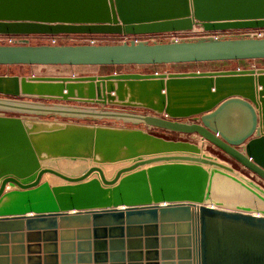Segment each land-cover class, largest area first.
Returning a JSON list of instances; mask_svg holds the SVG:
<instances>
[{
	"label": "water",
	"instance_id": "water-1",
	"mask_svg": "<svg viewBox=\"0 0 264 264\" xmlns=\"http://www.w3.org/2000/svg\"><path fill=\"white\" fill-rule=\"evenodd\" d=\"M196 28L264 30V0H0V36H146ZM246 60H264V37L0 45L2 66ZM0 94L145 107L166 117L0 100V110L22 114L135 119L197 134L264 182V69L0 76ZM189 118L194 122L180 121ZM0 264H264V185L204 145L142 129L0 116Z\"/></svg>",
	"mask_w": 264,
	"mask_h": 264
},
{
	"label": "rangeland",
	"instance_id": "rangeland-1",
	"mask_svg": "<svg viewBox=\"0 0 264 264\" xmlns=\"http://www.w3.org/2000/svg\"><path fill=\"white\" fill-rule=\"evenodd\" d=\"M243 32L229 31L221 33L219 36L226 38L238 37L243 35ZM208 34L203 33L200 28H196L194 32L188 34H176L169 36H157V35H146L138 38L142 42L152 43H169L171 37H179L185 40H195L204 38ZM14 45H88V41L95 40L98 45H116L122 44L125 41L123 36L119 35H59V36H21L13 37ZM10 44L6 37H0V45ZM259 60H246L240 61H225V62H208V63H188V64H168V65H145V66H2L0 65V76L3 77H19V78H31V77H54V78H71V77H100V76H111V75H122V74H178V73H192V72H218V71H234L238 69H263L262 62L258 63ZM257 63V64H255ZM262 63V64H261ZM0 100H13L23 103L32 104H43L47 106H67L71 108H79L82 110L93 109L98 112L105 113H117L129 116H159L166 117L165 115L158 114L155 111L145 107H125L106 105L102 106L97 103H85L77 101H59L53 99H44L38 97H13L0 94ZM0 116L4 117H16L31 120H44V121H55V122H66V123H77V124H88L97 126H113L118 128H129V129H142L154 135L164 137L168 140L185 141L194 144L204 145V149L211 153L213 156L219 158L231 164L236 170L242 172L248 177H251L255 181L264 185V182L253 175L249 170L242 167L240 164L235 162L232 158L226 155L223 151L213 146L209 142H205L199 135L192 136L182 133L170 132L154 127L146 126L144 123L135 125V119H110V118H98V119H82L70 116H59L50 114H22L15 111L0 110ZM180 121L192 123V118L182 119Z\"/></svg>",
	"mask_w": 264,
	"mask_h": 264
},
{
	"label": "built area",
	"instance_id": "built-area-1",
	"mask_svg": "<svg viewBox=\"0 0 264 264\" xmlns=\"http://www.w3.org/2000/svg\"><path fill=\"white\" fill-rule=\"evenodd\" d=\"M200 30L203 33H205V34H208L204 38H221V37H223V36H219L221 33H207V32H204L202 29H200ZM189 33H192V32H189ZM176 34H188V33L161 34V35H157V36L166 37V36H169V35H176ZM242 34L261 38V37H264V30L244 31ZM0 37H6L8 39V43H10V44H2V45H14L12 38L13 37H21V36H10V37L9 36H0ZM123 37L125 38V41H123L122 43H129L130 41H134V42L138 43V42H142L138 38H141V37H144V36H123ZM182 40H185V39H181L179 37H174L173 36V37H171L170 40H165L164 42H167V41H169V42H179V41H182ZM86 43H88V45H98V42L95 41V40H90V41H88ZM52 45H55V42H53Z\"/></svg>",
	"mask_w": 264,
	"mask_h": 264
},
{
	"label": "crops",
	"instance_id": "crops-1",
	"mask_svg": "<svg viewBox=\"0 0 264 264\" xmlns=\"http://www.w3.org/2000/svg\"><path fill=\"white\" fill-rule=\"evenodd\" d=\"M240 62H244V61H240ZM256 62H258V63L262 62V63H263V64L261 63V64H262V67L259 65L258 68H263V69H264V60H259V61H256ZM255 64H257V63H255ZM261 89H262V88L260 87V88H259V91H260ZM259 106H260V109H262V105L260 104ZM260 128H261V127H260Z\"/></svg>",
	"mask_w": 264,
	"mask_h": 264
},
{
	"label": "bare ground",
	"instance_id": "bare-ground-1",
	"mask_svg": "<svg viewBox=\"0 0 264 264\" xmlns=\"http://www.w3.org/2000/svg\"><path fill=\"white\" fill-rule=\"evenodd\" d=\"M192 136H197V134H192ZM215 156V155H214ZM241 171V170H240ZM251 178V177H250ZM252 217L254 218H262L261 215H258V214H251Z\"/></svg>",
	"mask_w": 264,
	"mask_h": 264
}]
</instances>
